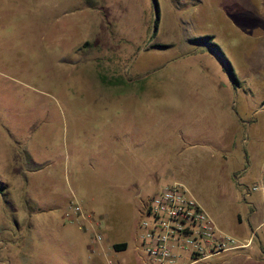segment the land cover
Returning <instances> with one entry per match:
<instances>
[{"label": "rangeland", "instance_id": "374dc122", "mask_svg": "<svg viewBox=\"0 0 264 264\" xmlns=\"http://www.w3.org/2000/svg\"><path fill=\"white\" fill-rule=\"evenodd\" d=\"M175 182L251 240L200 264H264V0H0V264H99L97 231L139 264L144 204Z\"/></svg>", "mask_w": 264, "mask_h": 264}, {"label": "built area", "instance_id": "2783aa9c", "mask_svg": "<svg viewBox=\"0 0 264 264\" xmlns=\"http://www.w3.org/2000/svg\"><path fill=\"white\" fill-rule=\"evenodd\" d=\"M71 219H78L79 228L86 230V222H96L92 212L81 205H72ZM140 235L135 246L139 264H200L223 253L246 248L251 240L239 239L222 231L203 205L179 182L167 186L144 204ZM103 243L97 231L90 252L94 254ZM105 256L99 264H115Z\"/></svg>", "mask_w": 264, "mask_h": 264}, {"label": "trees", "instance_id": "16d2710c", "mask_svg": "<svg viewBox=\"0 0 264 264\" xmlns=\"http://www.w3.org/2000/svg\"><path fill=\"white\" fill-rule=\"evenodd\" d=\"M152 1H153L155 8H156V11L159 15V0H152ZM154 23H155V26H158V23H159L158 17L155 18ZM193 40L195 42L199 43L200 45L205 46L207 49L219 54L223 58V60L226 64V70L230 76V79L234 83V86L238 87L241 85V80L239 79L233 65L226 58V56L224 55L220 46L214 41V37L212 35L196 36L193 38ZM114 249L116 251L126 250L127 249V243H125V242L116 243V244H114Z\"/></svg>", "mask_w": 264, "mask_h": 264}, {"label": "crops", "instance_id": "0c3cea01", "mask_svg": "<svg viewBox=\"0 0 264 264\" xmlns=\"http://www.w3.org/2000/svg\"><path fill=\"white\" fill-rule=\"evenodd\" d=\"M226 116H227V113H226ZM236 124H237V122L233 124V129H232L233 134H234V132H236ZM229 130H227L224 135H222V136L219 137V139L216 141L217 144L214 147V151H217V153H219V152L224 153L225 152L224 153V156H222V155L220 156L221 157L220 158L221 160L222 159L223 160H226L228 158V156H227L228 154H226V151L228 149H230L232 147V144H233V140L231 139L230 134H229L231 132ZM218 162H220V161L218 160ZM18 172H20V171H18ZM66 217H67V214H66ZM71 220H73V219H71ZM121 242L127 243V248H128V242L127 241H124V240L123 241L122 240L121 241H109V240H106L105 241L104 240L103 243L100 245L99 248L101 249V252L104 255V257L105 256H110V257L115 258L116 257V254L114 253V251H116V250L114 249V244L121 243ZM137 242H138V239L135 242V246H136ZM90 246H89V248H90ZM116 252H118V251H116Z\"/></svg>", "mask_w": 264, "mask_h": 264}]
</instances>
